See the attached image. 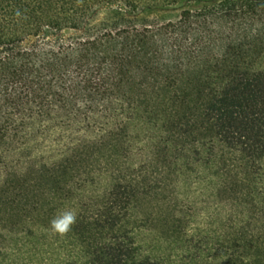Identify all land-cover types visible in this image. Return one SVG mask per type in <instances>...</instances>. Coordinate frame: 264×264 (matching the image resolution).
<instances>
[{"label":"trees","instance_id":"obj_1","mask_svg":"<svg viewBox=\"0 0 264 264\" xmlns=\"http://www.w3.org/2000/svg\"><path fill=\"white\" fill-rule=\"evenodd\" d=\"M0 264H264V0H0Z\"/></svg>","mask_w":264,"mask_h":264},{"label":"clouds","instance_id":"obj_2","mask_svg":"<svg viewBox=\"0 0 264 264\" xmlns=\"http://www.w3.org/2000/svg\"><path fill=\"white\" fill-rule=\"evenodd\" d=\"M78 212L74 207L57 210L49 222L48 231L53 236L65 237L77 223Z\"/></svg>","mask_w":264,"mask_h":264},{"label":"rangeland","instance_id":"obj_3","mask_svg":"<svg viewBox=\"0 0 264 264\" xmlns=\"http://www.w3.org/2000/svg\"><path fill=\"white\" fill-rule=\"evenodd\" d=\"M181 9H182V6H173V7L160 9V10H151L148 12H143V14L142 13L139 14V18H143L144 20H147L148 22L153 21V20H160V21L173 20L179 15ZM106 15H107V12L101 13L99 15L98 19H101L102 17H105ZM203 220H204V217H202L198 221L200 223V225L202 224ZM203 228H206V227H203ZM206 230L207 229H205V233H206ZM144 240H145V242H148L149 244L152 241L151 237H149V238L144 237ZM157 253H159V252H154V254H157Z\"/></svg>","mask_w":264,"mask_h":264}]
</instances>
